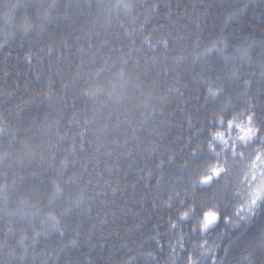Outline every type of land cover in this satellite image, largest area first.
<instances>
[{
  "label": "trees",
  "instance_id": "1",
  "mask_svg": "<svg viewBox=\"0 0 264 264\" xmlns=\"http://www.w3.org/2000/svg\"><path fill=\"white\" fill-rule=\"evenodd\" d=\"M263 177L264 0H0V264H264Z\"/></svg>",
  "mask_w": 264,
  "mask_h": 264
},
{
  "label": "water",
  "instance_id": "2",
  "mask_svg": "<svg viewBox=\"0 0 264 264\" xmlns=\"http://www.w3.org/2000/svg\"><path fill=\"white\" fill-rule=\"evenodd\" d=\"M225 143L226 142H224V144ZM214 219H215V214L214 213H209L207 215V218H206L207 225L210 226L213 223Z\"/></svg>",
  "mask_w": 264,
  "mask_h": 264
},
{
  "label": "snow or ice",
  "instance_id": "3",
  "mask_svg": "<svg viewBox=\"0 0 264 264\" xmlns=\"http://www.w3.org/2000/svg\"><path fill=\"white\" fill-rule=\"evenodd\" d=\"M251 132H252V130H251V129H249V130H248V132H246L245 134H246V135H250V134H251Z\"/></svg>",
  "mask_w": 264,
  "mask_h": 264
},
{
  "label": "rangeland",
  "instance_id": "4",
  "mask_svg": "<svg viewBox=\"0 0 264 264\" xmlns=\"http://www.w3.org/2000/svg\"><path fill=\"white\" fill-rule=\"evenodd\" d=\"M224 142H226V140H225ZM262 180H263V184H262L263 186H262V187H264V177H263V179H262Z\"/></svg>",
  "mask_w": 264,
  "mask_h": 264
},
{
  "label": "bare ground",
  "instance_id": "5",
  "mask_svg": "<svg viewBox=\"0 0 264 264\" xmlns=\"http://www.w3.org/2000/svg\"><path fill=\"white\" fill-rule=\"evenodd\" d=\"M225 144H226V143H225ZM262 188H264V187H262ZM260 189H261V188H260ZM260 189H259V190H260ZM263 190H264V189H263ZM256 196H259V194H258V195L256 194ZM257 199H258V197H257ZM207 215H208V214H207Z\"/></svg>",
  "mask_w": 264,
  "mask_h": 264
}]
</instances>
